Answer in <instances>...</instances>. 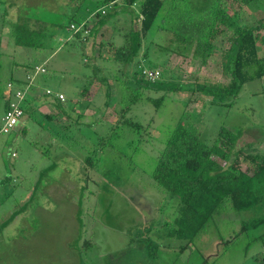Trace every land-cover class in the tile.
<instances>
[{
  "label": "rangeland",
  "instance_id": "rangeland-1",
  "mask_svg": "<svg viewBox=\"0 0 264 264\" xmlns=\"http://www.w3.org/2000/svg\"><path fill=\"white\" fill-rule=\"evenodd\" d=\"M216 4L185 0L186 20L169 22L167 29L185 34L188 20L204 24ZM103 8L110 9L105 0H0V128L9 82L30 71L17 63L44 65L38 90L50 89L54 97L63 92L67 110L49 121L29 109L26 134L0 133V179L9 181L0 186V264H264V224L253 226L256 212L236 211L227 202L188 243L170 236L165 225L178 215L176 200L152 178L171 130L184 117L209 144L226 127L243 132L238 148L255 143L264 153V79L248 82L231 106L187 92L168 95L159 110L142 101L127 117L145 129L116 127L128 84L104 51L110 41L124 43L131 16L110 15L98 34L82 41L68 28L70 11L80 21L88 18L90 28L97 21L91 13ZM16 16L42 22L44 37H35V47L7 49V26ZM243 18L246 26L264 18V0L247 6ZM168 34L157 22L148 36L154 44L145 66L158 63L165 71L160 79L190 85L201 75L220 76L225 36L203 65L200 58L172 53L177 44ZM259 51L264 57V47ZM105 78L113 97L108 107ZM32 99L28 94L23 106L38 108Z\"/></svg>",
  "mask_w": 264,
  "mask_h": 264
},
{
  "label": "trees",
  "instance_id": "trees-1",
  "mask_svg": "<svg viewBox=\"0 0 264 264\" xmlns=\"http://www.w3.org/2000/svg\"><path fill=\"white\" fill-rule=\"evenodd\" d=\"M184 1L105 0L110 9L103 8L99 12L91 13L92 18L97 21L90 28L87 26L88 18L80 21L74 17L77 13L73 11L69 13L71 21L68 28L72 32L73 24L76 27L85 25L89 31L86 32L83 28L74 33L79 41L98 34L108 23L107 19L110 15L128 13L131 16L133 26L123 35L124 43L116 45L110 41L104 51V55L110 57L104 56L105 60L118 66L127 78L125 84H128L121 101L122 109L116 127L124 124L133 130L145 129L141 123L127 117L133 107L142 101L152 103L159 110L168 95L187 92L191 97L198 95L201 100L209 98L211 105L230 103L231 106L248 82L264 79V57L259 51L264 47V35H261L264 31V18L256 21L253 26H246L243 18L246 7L260 0H217L211 15L203 19L204 24H189L188 20L186 33L183 34L169 30L167 26L169 22L186 20L187 12L181 8ZM157 22L158 31H167L171 36L169 40L177 44V49H173L172 53L183 57L189 55L195 59L200 58L203 65H208L216 51V42L225 36V45L221 50L219 62L220 76L211 78L201 75L190 85L173 83L162 78L157 81L147 79L146 70H159L161 77L165 73L156 62L151 67L145 66L150 61V48L154 44V41H148V36ZM41 28L38 27L37 33L35 26L29 23L17 25L12 28V39L17 46L35 47V37H44L45 27L42 30ZM173 38L175 39L172 40ZM36 66L39 65H25L27 72L29 70L31 72L29 71L21 79L13 77L9 83L23 90L26 99L28 94L32 95L36 90L39 91L36 99L53 101L56 104V114L53 112L44 114V118L50 121L55 116L66 113V104L58 97L48 95L47 91L41 93L38 90L37 79L47 74L44 65H42L45 69L44 73L37 76L32 84L27 81L26 77ZM91 82L92 80L88 81L82 96L90 90ZM15 83L21 86L17 87ZM103 83L106 85L105 106L108 107L113 98L112 89L107 78ZM155 95L159 97H154ZM13 97V93L10 92L5 103V113ZM25 102L26 100L21 104L25 116L29 109L30 114L40 112L37 107H30L31 103L29 108L24 107ZM27 130L24 128L21 132L26 134ZM14 131H17V128ZM242 136L241 130L221 127L215 141L209 144L203 139L201 131L187 124L185 117L171 130L152 174L153 180L168 198L176 200L178 215L165 225L170 229L171 237L193 243L227 202L231 203L236 211L256 212L259 217L253 226L264 224V153L254 148L255 143L238 148ZM243 165H246V170H243ZM8 182L7 177L0 179V186Z\"/></svg>",
  "mask_w": 264,
  "mask_h": 264
},
{
  "label": "built area",
  "instance_id": "built-area-1",
  "mask_svg": "<svg viewBox=\"0 0 264 264\" xmlns=\"http://www.w3.org/2000/svg\"><path fill=\"white\" fill-rule=\"evenodd\" d=\"M83 28L86 29L85 25L80 27H76L74 24L71 25V29L74 31V33H77ZM86 32H89L88 29H86ZM44 72L45 69L42 66H36L32 73L26 77V79L30 84H32L35 78ZM145 75L147 79L151 81H157L161 77V72L159 70H146ZM8 89L13 93L14 97L2 118V127L0 128V133L2 134H9L16 130L25 117L24 110L21 107V104L26 100L25 92L21 89L15 88L12 83L8 84ZM47 94L53 95V92L51 90H47ZM55 96L58 97L62 102H65V96L63 94L59 93ZM14 156H16V154H14Z\"/></svg>",
  "mask_w": 264,
  "mask_h": 264
},
{
  "label": "crops",
  "instance_id": "crops-1",
  "mask_svg": "<svg viewBox=\"0 0 264 264\" xmlns=\"http://www.w3.org/2000/svg\"><path fill=\"white\" fill-rule=\"evenodd\" d=\"M71 12V11H70ZM69 12V13H70ZM16 22H13L14 24L10 23V26H7V49H9L10 44H12L13 46L16 45L15 42L12 39V28H15L17 25H23V24H31L33 27L35 26L36 32L38 33V27L41 28L42 27V22L36 18H29V17H20V16H16ZM43 28V27H42ZM41 28V30H42ZM17 47H21V46H17ZM18 66H25L24 63H17ZM27 72V71H26ZM24 76V75H23ZM24 78V77H23ZM37 91L34 90L32 92V100L36 101V104H39L38 106V110L44 114L47 113H54L56 114V104L53 101L46 102L45 99H36L37 97ZM60 94H63L65 96V94L63 92H61ZM55 99V98H53ZM43 107H45L47 109V111H45V109H43ZM24 128H26V116L24 118V120H22L21 124L17 127V131L20 132L21 130H23ZM27 129V128H26ZM2 179V178H1Z\"/></svg>",
  "mask_w": 264,
  "mask_h": 264
}]
</instances>
